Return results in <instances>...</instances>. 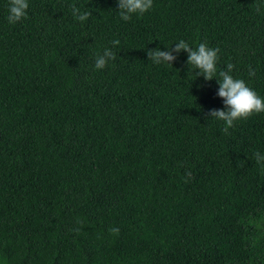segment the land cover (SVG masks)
I'll use <instances>...</instances> for the list:
<instances>
[{
    "label": "trees",
    "instance_id": "trees-1",
    "mask_svg": "<svg viewBox=\"0 0 264 264\" xmlns=\"http://www.w3.org/2000/svg\"><path fill=\"white\" fill-rule=\"evenodd\" d=\"M28 4L9 24L0 0V264H264V112L225 134L217 80L147 56L218 48L264 98V0Z\"/></svg>",
    "mask_w": 264,
    "mask_h": 264
},
{
    "label": "clouds",
    "instance_id": "clouds-1",
    "mask_svg": "<svg viewBox=\"0 0 264 264\" xmlns=\"http://www.w3.org/2000/svg\"><path fill=\"white\" fill-rule=\"evenodd\" d=\"M8 16L9 24H16L24 19L27 15L29 7L28 0H8ZM119 8V16L124 21H130L134 15H143L153 7V0H117ZM264 6L256 5V11ZM71 14L73 18L81 23L88 20L91 12L84 11L78 8L75 4L71 6ZM113 47L119 45V40H113ZM187 53V65L194 70L195 77H203L204 80L212 81L216 79L219 84L217 95L224 102L223 109H213L209 115L211 118L221 121L224 124L223 131L228 134L229 129L235 126V122L246 120L253 114L264 112V98H261L257 93L249 88L242 79H235L231 72L234 65L228 63L226 70H221L217 73V61L219 49L209 48L206 44L200 43L197 48L193 49L184 40H180L171 47L168 51H161L159 48L147 52L149 61L155 65H166L172 67L173 62L177 59L176 55L180 52ZM116 55L113 51L105 48L102 55H97L95 59V69H104L109 61H115ZM250 75L254 72L250 68ZM218 77V78H217ZM257 164L264 168V156L259 152L254 154ZM190 175V173L188 174ZM113 233H118L117 228L111 229Z\"/></svg>",
    "mask_w": 264,
    "mask_h": 264
}]
</instances>
